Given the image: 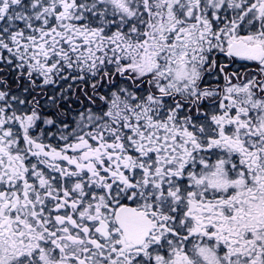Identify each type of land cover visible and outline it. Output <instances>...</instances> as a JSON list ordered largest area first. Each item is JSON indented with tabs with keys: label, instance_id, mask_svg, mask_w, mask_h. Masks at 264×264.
I'll use <instances>...</instances> for the list:
<instances>
[{
	"label": "snow or ice",
	"instance_id": "obj_1",
	"mask_svg": "<svg viewBox=\"0 0 264 264\" xmlns=\"http://www.w3.org/2000/svg\"><path fill=\"white\" fill-rule=\"evenodd\" d=\"M0 264H264V0H0Z\"/></svg>",
	"mask_w": 264,
	"mask_h": 264
}]
</instances>
